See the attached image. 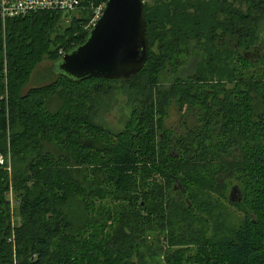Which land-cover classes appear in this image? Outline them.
<instances>
[{
  "label": "trees",
  "instance_id": "1",
  "mask_svg": "<svg viewBox=\"0 0 264 264\" xmlns=\"http://www.w3.org/2000/svg\"><path fill=\"white\" fill-rule=\"evenodd\" d=\"M99 1L69 20L0 21V153L12 159V173L0 167V264H264V52L248 54L264 0H144L149 59L136 75L60 73L24 91L44 58L86 41ZM117 90L131 109L114 131L95 118ZM224 201L243 213L237 225Z\"/></svg>",
  "mask_w": 264,
  "mask_h": 264
},
{
  "label": "water",
  "instance_id": "2",
  "mask_svg": "<svg viewBox=\"0 0 264 264\" xmlns=\"http://www.w3.org/2000/svg\"><path fill=\"white\" fill-rule=\"evenodd\" d=\"M145 9L144 0H108L86 41L66 52L56 67L76 80L130 79L149 59ZM229 199L230 202L242 199L236 185Z\"/></svg>",
  "mask_w": 264,
  "mask_h": 264
},
{
  "label": "rangeland",
  "instance_id": "3",
  "mask_svg": "<svg viewBox=\"0 0 264 264\" xmlns=\"http://www.w3.org/2000/svg\"><path fill=\"white\" fill-rule=\"evenodd\" d=\"M7 23V21H6ZM6 23H2L5 25ZM4 27V26H3ZM264 52V35L261 38L259 44H257L254 49H252L248 54L249 57H256L257 55ZM197 57H194L188 66L181 71L182 75H186L190 73L194 67V63L197 61ZM62 71L58 67H56V63L49 58H44L34 69L31 78L27 82L24 91H27L31 87H35L38 85L48 84L53 81L58 74ZM173 75L171 78L173 79ZM170 78V79H171ZM128 97L122 90H117L111 97H104L103 100L100 101V105L98 108V112L96 114L95 121L104 125L105 127L118 131L124 125V122L128 118L130 113V106L127 105ZM186 118L183 113H181L176 107L171 110L170 119L168 124L170 127H180L178 125V120L182 122V119ZM189 123L192 124V120L188 119ZM184 126V125H182ZM232 189V187H231ZM231 192V190H230ZM236 195H238L236 193ZM230 196V193H229ZM11 199L12 195L10 196ZM236 199V198H235ZM224 209L227 211L228 216L233 221L234 224L237 225L244 217L243 213L238 210V208L234 205L229 204L228 201H224Z\"/></svg>",
  "mask_w": 264,
  "mask_h": 264
},
{
  "label": "built area",
  "instance_id": "4",
  "mask_svg": "<svg viewBox=\"0 0 264 264\" xmlns=\"http://www.w3.org/2000/svg\"><path fill=\"white\" fill-rule=\"evenodd\" d=\"M83 0H0V21L6 23L9 18L23 16L28 13L38 11H61L63 15L68 16L78 14ZM108 0H100L96 4H92L90 8L93 15L88 23V27L92 29L98 19L102 16L106 8ZM12 173V159L10 153H0V167Z\"/></svg>",
  "mask_w": 264,
  "mask_h": 264
}]
</instances>
